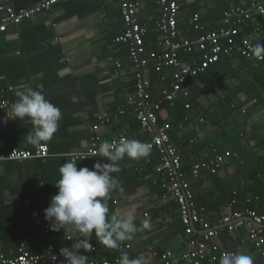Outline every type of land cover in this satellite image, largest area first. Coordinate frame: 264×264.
<instances>
[{
	"label": "crops",
	"instance_id": "0c3cea01",
	"mask_svg": "<svg viewBox=\"0 0 264 264\" xmlns=\"http://www.w3.org/2000/svg\"><path fill=\"white\" fill-rule=\"evenodd\" d=\"M41 1L0 0V24L5 8L28 9ZM177 2L180 35L194 39L195 15H199L207 31L217 30L222 13L236 0ZM159 16L160 7L153 0H146L138 12L139 21L147 28L144 36L147 52L159 51L153 28ZM121 33L117 0H68L18 26L10 24L5 33H0V89L9 90L10 102L6 111L17 99V90L32 88L42 91L62 113L57 132L47 142L46 159L0 164V255L13 258L20 246L37 255L47 250L49 243L42 231L49 223L44 219V209L57 194L54 184L59 179V165L67 162V156L87 149L90 127L98 115L125 110L119 122L98 131L101 143L109 142L122 131L127 139L147 141L125 106L126 97L133 91V81L126 52L114 43ZM241 34L248 35V28ZM258 44H264V27ZM109 58L119 61L121 69L116 70ZM181 58L183 64L188 60L184 54ZM153 70H149L152 87L147 102L149 106L160 105L159 123L172 125L169 138L180 154L186 180H193L189 175L193 164L211 162L215 154L229 151L239 159L226 161L216 175L202 174L199 178L197 192L202 197L198 202L202 207L199 214L209 224L218 223L222 216L235 211L229 202L231 190L233 193L236 189H252L258 181L264 185V62L253 67L236 56L223 58L193 80L190 84L193 114L181 130L177 124L185 113L183 100L177 98L174 107L169 108L159 94L162 85H170L172 70L163 69L160 75L165 77L164 82L154 78ZM0 119V152L34 148L26 141L32 131L30 123L8 119L5 111ZM150 157L149 162L127 157L119 162L121 171L112 175L123 191L114 190L110 195L112 202L107 201L109 215L131 212L138 227L144 220L150 222V227L138 231L119 249L99 244L93 234L90 242L95 251L80 250L89 260L113 262L127 253L130 258H142L145 264H160L165 252L180 254L185 250L188 238L182 233L176 205L162 187L165 180L155 178L160 158L156 152ZM77 167L91 169L93 164L77 162ZM254 171L257 179L252 176ZM52 234L56 237L55 248L71 247L73 241L67 239L68 233L61 230ZM219 240L228 252L248 254L253 261L259 257L243 229L233 234L222 229ZM41 264L48 263L43 260Z\"/></svg>",
	"mask_w": 264,
	"mask_h": 264
},
{
	"label": "built area",
	"instance_id": "2783aa9c",
	"mask_svg": "<svg viewBox=\"0 0 264 264\" xmlns=\"http://www.w3.org/2000/svg\"><path fill=\"white\" fill-rule=\"evenodd\" d=\"M66 1L68 0H43L28 9L21 10L7 7L1 20L0 33H5L10 24L18 26L36 14L49 11L58 3ZM153 1L160 7V16L153 25L156 33V47L159 51L147 52L145 48L144 36L147 28L139 21L138 12L144 7L146 0H117L122 33L114 39V43L126 52L128 69L133 81V91L126 97L125 106L134 115L139 131L147 136L146 142L152 145L151 154L156 152L160 158V165L154 170L155 178L165 180L162 187L167 189L175 203L183 234L188 238L182 253L165 252L159 259L160 264H202L207 258L210 263L216 262L223 253L228 252L220 249L219 237L222 229L229 234L243 229L248 243L264 261V215L255 210L245 209L232 211L222 216L215 226L205 222L196 210L193 193L181 168L180 154L170 141L169 132L172 125L169 122L159 123L157 111L160 110V105L157 103L149 106L147 102V96L152 87L150 68L156 71L171 69L170 85L168 87L162 85L159 94L169 108L174 107L177 98L183 100L185 113L177 124V128L181 130L190 122L193 114L190 103V84L193 80L203 75L223 58L236 56L253 67L263 63L264 58L252 55V48L260 42L262 37L264 0H238V3L228 6L222 13L217 30L207 31L200 22L199 15H195L192 18L193 29L197 32L194 39L180 35L178 30L180 5L177 0ZM244 28H248L249 31L246 36L241 34ZM181 54L188 57L184 64ZM108 60L113 63L116 70L121 69L119 61H112L110 58ZM158 76L159 81L164 82L165 77L160 74ZM8 93V89H0V106L5 111L10 105ZM3 109H0V116L4 112ZM124 115V109L111 114L98 115L95 123L90 127L91 137L87 149L71 154L67 156V159L71 158L76 162H92L93 165L97 162L104 163L103 157H91L92 152L101 144L98 131L119 122ZM199 121L203 122L201 119ZM121 138H127L125 131L109 142H119ZM48 154L47 142L41 143L38 147L34 146L32 150L13 149L0 152V164L21 163L27 159L44 160ZM81 154H88L90 157L80 160ZM150 156L143 159L149 162ZM233 157L235 154L224 151L215 154L211 162L193 164L190 169V178L198 180L202 174L216 175L225 166L226 161ZM107 201L112 202L111 196ZM235 203L233 200L230 205L233 206ZM144 216L149 219L148 214ZM42 232L49 243L44 254H32L20 246L13 258L0 255V264H41L43 260H46L48 264H65L64 257L59 256L60 248L53 246L56 237L52 234L50 226L45 225ZM94 251L93 247L90 252ZM118 262L119 259L110 262L98 258L89 260L88 264H118Z\"/></svg>",
	"mask_w": 264,
	"mask_h": 264
},
{
	"label": "clouds",
	"instance_id": "9594fccd",
	"mask_svg": "<svg viewBox=\"0 0 264 264\" xmlns=\"http://www.w3.org/2000/svg\"><path fill=\"white\" fill-rule=\"evenodd\" d=\"M252 55L264 58V44L252 48ZM17 99L5 111L8 119L28 122L32 131L26 136L27 143L40 146L49 142L59 127L61 110L46 98L42 91L32 88L17 90ZM152 145L136 139L121 138L119 142L104 141L91 157L106 158V163L97 162L91 169L77 167L74 159L59 165V179L54 187L58 190L44 209V219L49 223L50 230L69 234L73 241L71 247H62L59 256L64 257L65 264H88L89 257L81 254L92 251L90 242L93 234L99 244L108 249H119L123 242L130 241L138 231L150 227L144 220L139 227L134 223L136 217L129 212L126 215L113 213L109 215L107 200L114 190L123 191L118 179L112 174L119 173V162L127 157L140 160L150 156ZM90 157L81 154L80 160ZM118 264H145L140 258H130L122 253ZM219 264H254L253 258L245 253L225 252L219 258Z\"/></svg>",
	"mask_w": 264,
	"mask_h": 264
},
{
	"label": "trees",
	"instance_id": "16d2710c",
	"mask_svg": "<svg viewBox=\"0 0 264 264\" xmlns=\"http://www.w3.org/2000/svg\"><path fill=\"white\" fill-rule=\"evenodd\" d=\"M236 3H238V0H236ZM244 5L246 6V4H244ZM153 71H154V73H152V74H153L154 78H155V76L159 77L158 74L164 73L163 70H161V71L153 70ZM162 100H164V99H162ZM227 161L228 162L229 161L230 162H236V161H239V159L235 155V157H233L232 159H229ZM256 174H257L256 171H254V174L252 175L255 179L258 178ZM249 176H251V175H249ZM188 182H189L190 190L193 193V199H194V203L196 205V210H197V212H200V209L202 207L200 206V204H198V202L202 199V197H201V194L197 192V190L200 188V181L198 179V180H191ZM263 183H264V181H263ZM231 191L229 194V196H230L229 202L231 203L233 200H235L236 203L233 205V208L235 209V211H243L245 209H250V210H255L257 213L264 215V185L260 184V181H258L257 184L254 185V188H252V189H246V188L236 189L233 193ZM200 197H201V199H200ZM247 201H249V202H247ZM217 224L218 223L210 224V225L215 226ZM197 227L198 226L196 225V228H195L196 233L198 232ZM181 230L183 233L182 226H181ZM196 236H198V235L196 234ZM219 244H220L221 251H226L223 243L220 240H219ZM202 264H219V260H217L216 262L210 263L209 259L207 258L206 260H204L202 262ZM254 264H264V261L260 257H258V259L254 260Z\"/></svg>",
	"mask_w": 264,
	"mask_h": 264
},
{
	"label": "water",
	"instance_id": "95a60500",
	"mask_svg": "<svg viewBox=\"0 0 264 264\" xmlns=\"http://www.w3.org/2000/svg\"><path fill=\"white\" fill-rule=\"evenodd\" d=\"M250 221V220H249Z\"/></svg>",
	"mask_w": 264,
	"mask_h": 264
}]
</instances>
